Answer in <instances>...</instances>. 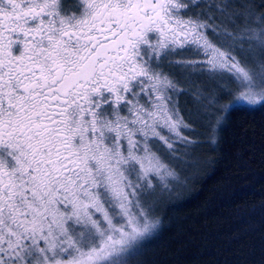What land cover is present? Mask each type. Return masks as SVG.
Segmentation results:
<instances>
[{
	"label": "snow or ice",
	"instance_id": "1",
	"mask_svg": "<svg viewBox=\"0 0 264 264\" xmlns=\"http://www.w3.org/2000/svg\"><path fill=\"white\" fill-rule=\"evenodd\" d=\"M193 76L216 84L193 92L216 144L222 100L235 97L226 113L264 104V13L244 0H0V264L141 257L162 226L146 197L178 180L155 143H196L177 99Z\"/></svg>",
	"mask_w": 264,
	"mask_h": 264
},
{
	"label": "trees",
	"instance_id": "2",
	"mask_svg": "<svg viewBox=\"0 0 264 264\" xmlns=\"http://www.w3.org/2000/svg\"><path fill=\"white\" fill-rule=\"evenodd\" d=\"M244 3L264 13V0ZM232 99L217 107L216 144L199 129L189 180L159 205V236L132 264H264V104L226 113Z\"/></svg>",
	"mask_w": 264,
	"mask_h": 264
},
{
	"label": "rangeland",
	"instance_id": "3",
	"mask_svg": "<svg viewBox=\"0 0 264 264\" xmlns=\"http://www.w3.org/2000/svg\"><path fill=\"white\" fill-rule=\"evenodd\" d=\"M240 2L241 0H235V4L237 6L240 4ZM217 15H219V13H217ZM239 22L240 21L237 20V23ZM225 23L228 25L229 29L235 28V25L228 22L227 20H225ZM209 35L210 38L214 40V42H220L218 38L212 37L211 33H209ZM245 48H247V45H245ZM165 71H168V69L165 68ZM191 79V84L182 82L181 86L185 89V91L180 94L177 99L181 115H183L186 121L190 122L192 127V131L185 130L183 132V135L189 140L196 141V143L190 146L177 143L174 145L175 151L173 152L169 151L167 149V145L162 141H156L155 150L158 151V154L163 158L164 162L167 165L175 169L178 174V180L172 182L171 187L164 194H161L159 188H157L154 196L146 197V199H157V204L153 213L154 216H157L156 212L158 211V207L162 203V201H165L167 199L168 194H171L173 192V189L177 188L179 185L182 186L183 181L189 180L190 175H188V173H186L184 170H189V168H191V166L196 163L194 156L199 155L198 153L201 149V146L203 145L202 141H200V136L197 135L199 133V129L204 128L205 126L202 122V119L199 118V115L197 113L198 105L194 101L193 92L197 88H203L205 90L215 88L216 84L214 81H210L206 77L193 76ZM244 105L254 106L258 104H250L249 101L245 99ZM220 107L221 106H218L219 109Z\"/></svg>",
	"mask_w": 264,
	"mask_h": 264
}]
</instances>
